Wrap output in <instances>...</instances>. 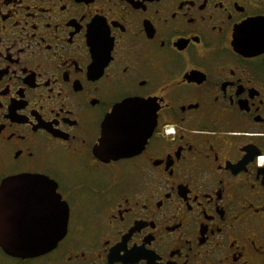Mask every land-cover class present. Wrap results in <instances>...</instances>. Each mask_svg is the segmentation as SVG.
Masks as SVG:
<instances>
[{
    "label": "flooded vegetation",
    "instance_id": "flooded-vegetation-1",
    "mask_svg": "<svg viewBox=\"0 0 264 264\" xmlns=\"http://www.w3.org/2000/svg\"><path fill=\"white\" fill-rule=\"evenodd\" d=\"M261 155L264 0H0V264H264Z\"/></svg>",
    "mask_w": 264,
    "mask_h": 264
},
{
    "label": "water",
    "instance_id": "water-1",
    "mask_svg": "<svg viewBox=\"0 0 264 264\" xmlns=\"http://www.w3.org/2000/svg\"><path fill=\"white\" fill-rule=\"evenodd\" d=\"M132 105L133 101L131 100H125L120 103V106H118L115 109V112L118 110H121L122 112H126V116H122L117 118V122L114 121L113 126L114 127H121L122 129H125L124 132L119 133L118 135H121L124 139L122 141L127 142L128 140L133 141L134 132L133 129L135 127V124L131 121V116L129 113L132 111ZM114 112V113H115ZM112 124V121L110 122V125ZM114 137V136H111ZM29 180L25 177H19V179L14 180V182H28ZM8 183L6 180L5 182H2V184ZM1 184L0 187V214L3 210L4 204H3V186ZM61 206L59 205V217H58V223H59V229H58V235L57 237H54L52 239L53 244H56L57 241L63 237L65 233V218H63V213L60 211ZM63 218V219H61ZM0 221H2V215H0ZM0 246L3 248V250L8 253L11 256L16 257H22V258H29L38 256L40 253L45 251V247L43 246L42 239L39 238H20V239H14V238H7L3 235L2 231L0 230Z\"/></svg>",
    "mask_w": 264,
    "mask_h": 264
},
{
    "label": "snow or ice",
    "instance_id": "snow-or-ice-1",
    "mask_svg": "<svg viewBox=\"0 0 264 264\" xmlns=\"http://www.w3.org/2000/svg\"><path fill=\"white\" fill-rule=\"evenodd\" d=\"M169 131H173V129H169ZM259 164H260L261 168L264 169V155H261L259 157Z\"/></svg>",
    "mask_w": 264,
    "mask_h": 264
}]
</instances>
